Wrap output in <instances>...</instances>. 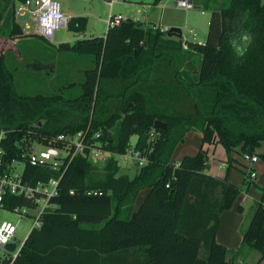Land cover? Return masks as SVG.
I'll list each match as a JSON object with an SVG mask.
<instances>
[{
	"label": "trees",
	"instance_id": "obj_1",
	"mask_svg": "<svg viewBox=\"0 0 264 264\" xmlns=\"http://www.w3.org/2000/svg\"><path fill=\"white\" fill-rule=\"evenodd\" d=\"M16 1L0 0V42L6 44L30 36L16 19ZM201 8L211 12L205 44L127 18L109 26L105 37L61 43L60 51L87 55L75 67L59 57L50 83L52 75L39 78L47 63L28 60L22 42L20 61L12 48L5 56L0 49V130L10 147L33 138L59 144L60 133L88 130L100 132L95 141L112 154L104 176L82 154L65 171L27 166L33 183L62 177L54 207L14 264H235L216 235L221 213L242 190L227 174L232 152L252 146L256 155L264 142V0H201ZM68 26L83 33L87 17H72ZM35 82L42 88L18 87ZM156 120L166 127L155 128ZM189 131L201 135L202 145L173 163ZM133 135L148 161L131 177L120 173L114 154L126 152ZM218 143L228 153L225 176L206 171L209 146ZM144 188L149 192L135 210ZM242 237L244 247L259 251L261 264L264 193Z\"/></svg>",
	"mask_w": 264,
	"mask_h": 264
},
{
	"label": "rangeland",
	"instance_id": "obj_2",
	"mask_svg": "<svg viewBox=\"0 0 264 264\" xmlns=\"http://www.w3.org/2000/svg\"><path fill=\"white\" fill-rule=\"evenodd\" d=\"M62 5V10L70 15V18L77 16H85L87 17V27L85 32L76 33L69 26L63 27L55 32V36L53 41H48L39 36L33 35L37 31V27L35 23L29 21L28 16H17V21L25 28L27 22L30 24L28 29H25L30 36L24 38L23 46L25 48H33V54H35V59H30V53L24 52V55L30 61H35L36 59H41L44 63H47L45 60L46 57L53 60V65L55 66L58 63L59 57H61L62 62L65 64H70L73 67L76 66V60L79 55H87V54H79L74 51L66 50L60 51L58 49L59 45L63 42H71L74 43L78 39L89 38L92 36H104L109 27L107 19L111 14H122L124 17H128L131 19H138L146 27L157 26L160 28H168L171 27H179L182 30V37L184 40L203 43L206 40L209 28V19L211 16V12L204 11V9L200 8H192L189 11L178 9L174 6V0H161L155 3V0H129V1H117L113 7H111L105 0H59ZM164 6V7H159ZM154 22L156 24H152ZM177 24V25H173ZM22 46V48H24ZM45 55H47L45 57ZM22 57H18L17 61H20ZM76 63V64H75ZM48 64V63H47ZM78 65V64H77ZM51 68H44L43 71L39 74L40 79L46 78L45 76L50 73ZM74 74L78 77L79 73L75 72ZM81 75V74H80ZM53 76H51L48 81L50 83ZM23 78V77H22ZM38 76L34 77V79H39ZM21 82L22 79L19 78ZM30 85V86H29ZM19 85L18 87H31L33 89L42 88L41 84L32 83L30 84ZM35 85V87H34ZM44 89L50 88V84H44ZM37 91H34V93ZM200 134L198 132H192L185 138L184 141L181 142V145L175 150L173 155V159L175 162L180 160V157L186 150L190 154H195L199 149L200 144ZM138 136L133 135L131 137V146H135L137 143ZM96 146L103 148V143L101 141L95 142ZM188 149H187V148ZM104 150V148H103ZM103 156L108 158L111 154L104 151L102 152ZM259 152L256 151V156L259 158L258 162H252L247 159L245 154L239 151L232 152V164L228 169L227 173V159L228 153L226 148L222 144H218L215 146L214 150L211 148L209 153V161L208 168L209 174L214 176H225L228 174L229 180L239 186H241V193L236 197L233 202V205L224 210L223 212L235 211L245 216L250 215V211L253 209L256 202H259L263 198V188H264V171H262L259 167L264 160L259 156ZM226 164V165H225ZM97 168L99 169V174L104 176L105 174V163L97 164ZM140 166L137 163L132 162L128 166L120 165V173L129 174V176L134 177L139 172ZM255 171L257 176L255 178H251V172ZM208 173V172H207ZM253 180L250 186H247V181ZM238 207H241V210H238ZM31 213L35 214V210H32ZM226 219V218H225ZM4 220H10L15 223H18V233H21V238H23L28 231L31 229L33 225V217L22 216L20 212H12L8 209L0 207V224ZM247 227V225H246ZM245 227V228H246ZM223 229V230H222ZM227 230V225L224 224L221 231L224 232ZM243 238V237H242ZM242 242V239L241 241ZM250 252L238 253L234 255L233 262L235 264H257V261L260 257L259 251L255 249L249 250ZM263 262V263H262ZM261 264H264V260Z\"/></svg>",
	"mask_w": 264,
	"mask_h": 264
},
{
	"label": "built area",
	"instance_id": "obj_3",
	"mask_svg": "<svg viewBox=\"0 0 264 264\" xmlns=\"http://www.w3.org/2000/svg\"><path fill=\"white\" fill-rule=\"evenodd\" d=\"M115 0L108 1L113 5ZM175 7L190 10L195 7L193 0H176ZM15 16H28L29 21L36 24L37 33L48 41H53L55 32L68 26L70 16L62 10L59 0H18L14 6ZM121 14H112L109 18V26L119 24L126 20ZM30 24L27 22L25 29ZM160 28V27H159ZM168 31V28H160ZM202 44H205L202 43ZM184 47L188 45L184 43ZM195 71H198L195 65ZM100 137V132L89 135V131L80 130L75 133H60L54 140L59 144H48L39 138L30 141L17 140L13 147L6 141V131L0 130V207L12 212H20L22 216L33 217V225L28 233L21 238L18 233V223L4 220L0 224V264H14L34 228L42 225V216L45 211L54 207L51 199L57 195L60 178H51L48 181L32 182L26 175L28 165L37 167H51L54 169H67L69 163L76 154H82L93 163H106L107 158L103 156L105 150L95 145V140ZM246 158L256 162V155ZM112 155V154H111ZM110 155V156H111ZM120 165L128 166L132 162L138 166L147 163V155L129 146L123 154H114ZM69 158L68 164H65ZM64 166V167H63ZM255 172H251V177ZM14 199H26L28 204H13ZM35 210V214L31 213Z\"/></svg>",
	"mask_w": 264,
	"mask_h": 264
},
{
	"label": "crops",
	"instance_id": "obj_4",
	"mask_svg": "<svg viewBox=\"0 0 264 264\" xmlns=\"http://www.w3.org/2000/svg\"><path fill=\"white\" fill-rule=\"evenodd\" d=\"M107 3H108V1H110V0H105ZM119 2V1H129V0H115V3L116 2ZM175 1L176 0H174V6H175ZM194 1V3H195V7L196 8H200V9H202L201 8V0H193ZM114 3V4H115ZM113 4V5H114ZM113 5L111 6V7H113ZM159 7H164V6H159ZM194 7V8H195ZM178 9H180V8H178ZM183 10V9H182ZM187 11H189V10H187ZM204 11H206V10H204ZM110 16L112 15L111 13L109 14ZM122 15V14H121ZM70 16V15H69ZM123 16V15H122ZM124 17V16H123ZM109 18L110 17H108V19H107V22L109 21ZM124 18H128V17H124ZM134 20H136V19H134ZM138 20V19H137ZM210 20V19H209ZM140 21V20H139ZM152 24H156L157 25V23L156 22H154L153 21V23ZM109 25V24H108ZM173 25H177V24H173ZM109 28V27H108ZM25 29V28H24ZM108 30V29H107ZM27 32V31H26ZM35 33H37V32H35ZM107 33V32H106ZM106 33H105V35H104V37L106 36ZM38 34V33H37ZM39 35V34H38ZM40 37V36H39ZM41 38V37H40ZM183 38V37H182ZM21 39H19V38H17V39H15V40H10V41H8V43L6 44V43H4L5 42V40L3 41H1L0 42V49H1V54L2 55H4L5 56V51L7 50V48H12L13 49V51L16 53V55L18 56V57H21V53L17 50V46L21 43ZM71 43V42H70ZM204 43V42H203ZM4 44H6L5 45V47H3L2 45H4ZM10 45V46H9ZM22 46H23V44H22ZM24 47V46H23ZM23 50H24V52L26 51V52H28V53H30V59L31 58H34L35 57V54H33V52L32 51H34V49L33 48H23ZM47 55H45V57H46ZM48 57H50V56H48ZM48 57H46L45 58V60L47 61V63L48 64H46L44 67H45V69L46 68H51L50 70V73L48 74V75H54L55 74V66L53 65V60H50V58H48ZM35 59V58H34ZM192 132H194V131H189L187 134H186V136H185V138L190 134V133H192ZM196 132V131H195ZM200 137H201V135H200ZM185 138H184V140H185ZM183 140V141H184ZM182 142V141H181ZM181 142H179L178 143V145H177V147H176V149L181 145ZM183 143V142H182ZM184 143H185V141H184ZM219 144V143H218ZM218 144H215V145H210L209 146V153H210V150H211V148H213V150H214V148H215V146L216 145H218ZM201 145H202V142H201V138H200V144H199V149H200V147H201ZM187 148V147H186ZM175 149V150H176ZM188 149V148H187ZM199 149H198V151H199ZM188 150H186V152H184L183 154H182V156L180 157V160L183 158V156H185V155H187V154H189V155H194V154H190L191 153V151L188 153L187 152ZM197 151V152H198ZM236 151H239V152H241V153H243L242 152V150H241V148H237V150ZM256 151H258L259 153H264V142H262V144H261V146L259 147V148H257L256 149ZM196 152V153H197ZM174 153H175V151H174ZM174 153H173V155H174ZM195 153V154H196ZM244 154V153H243ZM180 160L179 161H177V162H175L174 161V159H173V156H172V162L173 163H179L180 162ZM256 162H258V160L256 161ZM226 165V164H225ZM131 166V165H130ZM259 167H260V169L262 170V171H264V163H262L261 165H259ZM208 173H209V168H207V170H206ZM255 172V171H254ZM257 176V173L255 172V176L254 177H252V178H255ZM148 192H149V188H144V189H142V190H140V192L138 193V196H137V198H136V201H135V205H134V209L135 210H137L138 208H139V206L142 204V202L144 201V199H145V197L147 196V194H148ZM252 213H253V209L250 211V215L249 216H245L244 218L242 217V215H240L239 213H237V212H235V211H228V212H222L221 213V215H220V228H219V230H218V232H217V235H216V240L219 242V243H221V244H223V245H225L229 250H230V252H229V254H228V259H230V260H234L233 259V257H234V254L236 253V251H239L240 253H245V252H250L249 250H251L250 248H248V247H244L243 246V244H242V242H240L241 241V239H242V234H243V231H244V229H245V227H246V225H248V223H249V221H250V218H251V216H252ZM226 218V219H225ZM224 224H226L227 225V230L226 231H224V232H222L221 231V228H223V226H224ZM223 230V229H222ZM263 263V262H262Z\"/></svg>",
	"mask_w": 264,
	"mask_h": 264
},
{
	"label": "water",
	"instance_id": "obj_5",
	"mask_svg": "<svg viewBox=\"0 0 264 264\" xmlns=\"http://www.w3.org/2000/svg\"><path fill=\"white\" fill-rule=\"evenodd\" d=\"M168 34L169 36H174V37H178V38H182V30L179 27H171L168 30ZM154 127L155 128H165L166 124L164 122H162L161 120H156L154 123ZM102 131L104 132L105 136L106 134V130L103 128ZM247 155L248 156H252L253 155V147L249 146L247 149Z\"/></svg>",
	"mask_w": 264,
	"mask_h": 264
}]
</instances>
